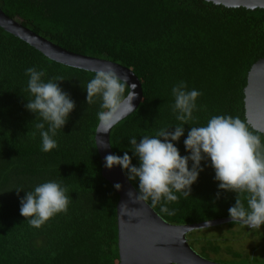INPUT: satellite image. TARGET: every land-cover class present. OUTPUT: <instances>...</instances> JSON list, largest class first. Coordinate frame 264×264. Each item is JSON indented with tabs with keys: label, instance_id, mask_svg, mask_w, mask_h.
I'll return each instance as SVG.
<instances>
[{
	"label": "trees",
	"instance_id": "16d2710c",
	"mask_svg": "<svg viewBox=\"0 0 264 264\" xmlns=\"http://www.w3.org/2000/svg\"><path fill=\"white\" fill-rule=\"evenodd\" d=\"M0 9L68 52L108 60L135 74L143 99L112 129L113 154L128 151L131 157L130 137L139 141L141 135L180 123L171 111V87L181 80L201 93L196 120L184 125V136L176 143L181 155L187 154L183 140L190 126H203L214 115L239 117L264 142L247 124L245 110L248 74L264 60V10L229 9L206 0H0ZM29 67L43 70L45 80L62 77L58 84L75 104L54 137L58 147L49 152L41 151L35 129L39 117L24 107L31 98L25 75ZM94 74L53 62L0 28V264H120V197L103 177L96 145L100 100L88 104L84 89ZM132 163L137 164L136 158ZM49 180L66 188L67 211L35 228L20 215L15 189H22L23 197ZM130 183L137 190L136 181ZM217 183L214 170L204 167L190 196L177 193L179 199L166 205L172 215L161 212L160 203L145 202L174 226L230 219L236 193L218 190ZM259 235L264 243V234ZM241 239L224 242L227 246ZM194 244L206 258L227 253L232 264L260 263L254 254L222 250L210 241L195 239Z\"/></svg>",
	"mask_w": 264,
	"mask_h": 264
},
{
	"label": "clouds",
	"instance_id": "9594fccd",
	"mask_svg": "<svg viewBox=\"0 0 264 264\" xmlns=\"http://www.w3.org/2000/svg\"><path fill=\"white\" fill-rule=\"evenodd\" d=\"M25 75L31 98L24 107L39 117L35 129L39 132L41 151L49 152L58 147L54 137L65 125L75 104L58 84L62 77L45 80V72L35 67L27 68ZM126 84V78H121L111 66H105L96 70L84 86L88 104L95 103L99 97L101 110L96 118L98 128L105 133L118 123V113L133 110L132 101L137 95L135 85L128 84L126 92ZM171 95V111L180 123L174 128L163 126L154 134L141 135L139 141L136 136L130 137L132 156L128 151L123 155L108 154L104 157V166L108 169L118 166L129 181H136L137 192L135 195L129 192L130 198L150 201L153 205L160 203V211L168 215L174 210L166 205L179 199L177 193L185 198L190 196L199 173L210 166L218 190L236 193L235 203L228 209L231 222L259 230L264 225V142L260 135L251 131L239 117L214 115L203 126H190L183 140L187 154L181 155L176 143L184 136V125L195 122L193 113L201 93L188 89L181 80L171 87ZM132 158H136L137 164L132 163ZM114 187L119 190L121 185L117 183ZM15 190L20 215L27 218L32 227L40 228L54 215L67 211V190L55 180L36 185L31 191H25L23 197H19L22 189ZM219 196L218 191L216 199Z\"/></svg>",
	"mask_w": 264,
	"mask_h": 264
},
{
	"label": "water",
	"instance_id": "95a60500",
	"mask_svg": "<svg viewBox=\"0 0 264 264\" xmlns=\"http://www.w3.org/2000/svg\"><path fill=\"white\" fill-rule=\"evenodd\" d=\"M206 2L229 9L264 10V0H206ZM0 28L58 64L92 73L105 66L114 68L121 78L127 79L128 84L135 85L134 91L137 94L132 101L133 110L117 114L120 116L118 123L134 113L142 102V85L131 70L108 60L68 52L36 35L16 20L10 19L1 9ZM245 110L247 124L264 136V60L258 61L248 74ZM115 126L107 133L102 128H97L95 140L102 161L103 177L120 197L117 206L120 264H217L198 255L188 243L187 236L195 231L231 223V220L210 221L207 222V226L206 223L174 226L160 218L145 201L138 202L134 197L130 198L128 193L132 192L135 195L137 190L121 169L118 166L112 169L104 166V157L113 154L110 134ZM117 183L121 185L119 190L114 187Z\"/></svg>",
	"mask_w": 264,
	"mask_h": 264
},
{
	"label": "rangeland",
	"instance_id": "374dc122",
	"mask_svg": "<svg viewBox=\"0 0 264 264\" xmlns=\"http://www.w3.org/2000/svg\"><path fill=\"white\" fill-rule=\"evenodd\" d=\"M259 234H264V225H261L260 229L252 230L251 232L247 231V228H242L239 226H233L230 224H226L221 227L217 228H211V229H205V230H199L193 233L192 235L188 236V242L191 246V248L198 254L203 256V251L200 249L201 246L195 245L194 240H205L210 241L212 245H219V247L222 250H228V248L236 251V252H243L246 255L247 254H254V256L257 257V260L264 264V243L260 241L259 237H256ZM238 236H243V239L238 241L237 244H231L228 243L226 246V243L224 240H227L228 238H234ZM223 238V239H222ZM259 238V239H258ZM238 239V238H237ZM223 253L222 256H213L209 257V259L214 260L215 258L223 259L225 260V264H232L231 258L226 256ZM211 256V255H210Z\"/></svg>",
	"mask_w": 264,
	"mask_h": 264
},
{
	"label": "flooded vegetation",
	"instance_id": "af4514ba",
	"mask_svg": "<svg viewBox=\"0 0 264 264\" xmlns=\"http://www.w3.org/2000/svg\"><path fill=\"white\" fill-rule=\"evenodd\" d=\"M257 237V236H256ZM258 237L260 238V235H258ZM258 238V239H259ZM188 240V239H187ZM189 243V242H188ZM202 258H204V259H206V260H208V261H211V262H214V263H217V264H225L224 262H225V260H223V259H218V258H215L214 260H211V259H209V258H206V257H203L202 255H200ZM212 258H214L213 256H212ZM230 262H232V261H230ZM256 264H261V263H256Z\"/></svg>",
	"mask_w": 264,
	"mask_h": 264
}]
</instances>
